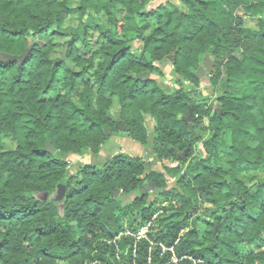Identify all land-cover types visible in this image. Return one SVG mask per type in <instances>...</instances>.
Wrapping results in <instances>:
<instances>
[{"label":"trees","instance_id":"1","mask_svg":"<svg viewBox=\"0 0 264 264\" xmlns=\"http://www.w3.org/2000/svg\"><path fill=\"white\" fill-rule=\"evenodd\" d=\"M158 1L0 0V264H264V0Z\"/></svg>","mask_w":264,"mask_h":264},{"label":"rangeland","instance_id":"2","mask_svg":"<svg viewBox=\"0 0 264 264\" xmlns=\"http://www.w3.org/2000/svg\"><path fill=\"white\" fill-rule=\"evenodd\" d=\"M166 1V0H165ZM71 8H72V13L70 15V17L65 20L63 27H71L73 29H76L79 24H87V25H91L93 24V21H90V18H93L95 21H98L101 25L105 24L107 25L106 20H104V18L102 16H98V15H93L88 14L84 20H80L78 17V13L77 10L75 8L74 4H71ZM58 42H61V44L63 42H67V40H60ZM87 42H88V46L84 45V44H79L81 50H83V52H85V54L87 56H89L92 52H94V50H96L99 46V30L95 29V28H91L88 35H87ZM67 47H64V51L66 50ZM59 54L61 52V48L59 49ZM59 54H56V56H59ZM61 55V54H60ZM156 65L161 68V70L163 71V73L165 74L166 77H164L162 79V81L160 79H158V81H160L161 84H163L162 86H164V88H166L167 90H170L173 86L172 81H171V77L173 75V71L170 67V65L168 64V62H161V63H156ZM213 67V65H212ZM202 69V77H201V81L202 84L200 85V89L201 92L203 94V96L205 98H208L211 95V91L210 89H208L207 85V75H205V71L204 68H200ZM215 97L213 96L211 101H214ZM215 103V102H214ZM119 111V107L116 101L113 102V105L109 111V114L107 115L108 118L113 119L115 117V115L118 113ZM145 126L148 128V133H149V144L147 149H143L141 146L135 144L132 142V140L130 138H126V137H122V136H112L108 142L106 143L105 147L103 148V151L101 152V158L104 159H110L113 155L115 154H124V155H128V156H132V157H138L141 158L145 164H151V166H153V169L156 172L159 173H163L162 167L160 166V164L152 161L153 159V146H152V139H153V129H154V123L150 120H146L145 122ZM1 144L3 146L4 149H10V148H14V143L7 137L2 138ZM228 144V139L226 138L224 140L223 146L221 147L223 149L224 145ZM195 155H197V157H203L204 156V152L202 150V146L201 144H198L196 149H195ZM102 160H100V158H94L93 156H84V157H74L70 160V167L72 168L73 166L76 165H83V164H98L101 163ZM262 175V174H259ZM173 182L170 181V185L172 186ZM146 188V191L150 192L149 188L146 186L144 187ZM119 195V194H118ZM123 200V203H128L129 201H131L134 197L133 195H129V196H125V197H121ZM158 201V200H156Z\"/></svg>","mask_w":264,"mask_h":264},{"label":"water","instance_id":"3","mask_svg":"<svg viewBox=\"0 0 264 264\" xmlns=\"http://www.w3.org/2000/svg\"><path fill=\"white\" fill-rule=\"evenodd\" d=\"M163 2H164L163 0H159V1L157 2L156 5H158L159 3H163ZM156 5H155V6H156ZM30 41H31V40H29V42H30ZM28 51H29V48L26 50V52L23 54V56L19 57L18 59H19V60H22V59L24 58V56H26V55L28 54ZM207 58H208V57H207ZM201 70H202V69H199L198 72H197V75L199 76V78H201L202 75H203L202 72H201ZM204 71H205V75H210V74L213 72L212 62H211L210 60H208V62L206 63ZM221 113H222V111L220 110V111H219V114H221ZM191 118H192V113H191V111H189L188 116H187V118L185 119V121H190ZM120 129H121V130H124V127L121 126ZM57 189H58V192H57V193H58V195H59V198H60V199L63 198V197H64V193H65V187H64L63 185H58V186H57ZM46 198H47V194L44 193V195H43V199L46 200Z\"/></svg>","mask_w":264,"mask_h":264},{"label":"crops","instance_id":"4","mask_svg":"<svg viewBox=\"0 0 264 264\" xmlns=\"http://www.w3.org/2000/svg\"><path fill=\"white\" fill-rule=\"evenodd\" d=\"M208 60H210V59L207 58V57L204 58V62H203V68H204V69H205V65H206V63L208 62Z\"/></svg>","mask_w":264,"mask_h":264},{"label":"built area","instance_id":"5","mask_svg":"<svg viewBox=\"0 0 264 264\" xmlns=\"http://www.w3.org/2000/svg\"><path fill=\"white\" fill-rule=\"evenodd\" d=\"M142 234H143V232H142V233H140V234H139V236H142ZM174 262H175V260H174Z\"/></svg>","mask_w":264,"mask_h":264}]
</instances>
